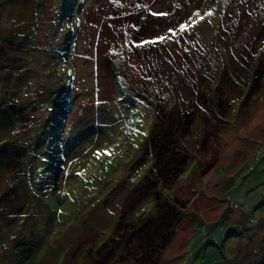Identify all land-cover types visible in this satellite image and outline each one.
I'll use <instances>...</instances> for the list:
<instances>
[{"label": "rangeland", "instance_id": "obj_1", "mask_svg": "<svg viewBox=\"0 0 264 264\" xmlns=\"http://www.w3.org/2000/svg\"><path fill=\"white\" fill-rule=\"evenodd\" d=\"M157 99L193 120L154 264H264V0H0V264L131 263Z\"/></svg>", "mask_w": 264, "mask_h": 264}, {"label": "trees", "instance_id": "obj_2", "mask_svg": "<svg viewBox=\"0 0 264 264\" xmlns=\"http://www.w3.org/2000/svg\"><path fill=\"white\" fill-rule=\"evenodd\" d=\"M161 100L157 99L154 105L155 121L144 150V153H149L152 156V166L149 176L145 177L146 185L143 186L146 188L144 193H153L155 215L140 216L137 222H132L131 226H127V220L122 221L123 217L120 216L114 228V231L117 229L120 231L121 223H125L123 232L128 231L131 237L137 240V245L131 250L133 256L130 258V264L135 262L140 264L156 263L160 254L173 238L179 220L186 214L184 207L178 203L180 201L175 195L172 198H164L158 190L154 189V186L156 181L167 186L173 184L186 167L188 155L179 139L189 132L193 120L192 106L189 104L187 110L180 107L177 110H167ZM212 101L215 103V110L217 108L215 98ZM217 114L220 115V113ZM215 118L221 121L219 117ZM130 224L128 223V225ZM122 235L115 240L118 241L115 245H121L120 242H123L121 246H125L126 243H129L127 237ZM252 262H257V259L253 258Z\"/></svg>", "mask_w": 264, "mask_h": 264}, {"label": "snow or ice", "instance_id": "obj_3", "mask_svg": "<svg viewBox=\"0 0 264 264\" xmlns=\"http://www.w3.org/2000/svg\"><path fill=\"white\" fill-rule=\"evenodd\" d=\"M226 2H227V0H226ZM208 15H211V13H208ZM180 28H181V29H184V28H185V25H181ZM160 39H163V37H161ZM133 131L135 132V131H137V130L134 129ZM145 135H146V133H145Z\"/></svg>", "mask_w": 264, "mask_h": 264}]
</instances>
